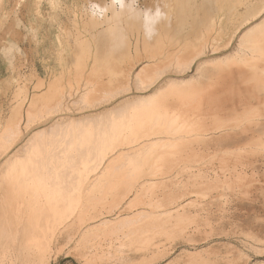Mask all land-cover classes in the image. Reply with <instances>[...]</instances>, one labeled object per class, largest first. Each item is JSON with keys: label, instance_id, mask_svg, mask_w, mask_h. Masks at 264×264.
<instances>
[{"label": "rangeland", "instance_id": "rangeland-1", "mask_svg": "<svg viewBox=\"0 0 264 264\" xmlns=\"http://www.w3.org/2000/svg\"><path fill=\"white\" fill-rule=\"evenodd\" d=\"M239 1H241V3ZM239 1L238 0H227V1L226 0H138L137 6L140 9H148V8L154 9L157 6V4H159L162 7L166 6L165 10L169 14V18H170L169 22L171 25L170 30L172 36L177 38L174 41L171 40L170 42V43L173 42L172 43L174 44L173 47L171 44H169L168 40L165 39V42L163 41L164 43H160V45L162 44L161 46L159 45L157 46L158 48L156 47L158 50L161 49L159 50L158 54L156 49L152 50L156 53V55L160 56L158 61H160L161 59L163 60L164 58L168 57V55H172L169 54L170 52L174 54L178 53V55H180V57L182 58L191 57L190 56L192 55L191 52H195V47L199 46L201 40L204 37L208 36L207 35L208 27L211 25V22L214 21L215 19L218 23V28L220 27V32H216V35H214L213 37L216 39L215 43H217V45H221L220 46L221 49L219 48L218 51L217 50L213 51V49L210 46H208L205 55L197 59L195 63L192 65L190 71L186 72L183 76H179L175 72L164 73L163 75H161L160 79L153 87H151L145 92L143 91L139 92L138 90H136L135 75L138 73L141 74L143 72L141 70L144 68L147 69L148 67H150L149 69L153 70L154 67L157 66L154 63L156 62L157 59L152 60L151 58L148 57H147L148 59L146 57H142V59H140L136 63L134 61H129L128 59H126L124 64H122V67L121 65H118V67H116V69L119 72L118 71L115 72L114 71L115 67L113 70V67L111 66L112 67L111 68L110 65L106 67H102L100 62L97 61L98 58H100L101 60H106L109 57V55H108V50L99 52L97 40L95 41L92 39V34L99 27L94 26L96 20L90 17L88 9L91 3H96L101 6H107L109 8V12L104 17V19L106 20L111 18L112 20H114L115 17L112 16L114 9L113 6L111 5V0H0V130H1L0 136L2 135L5 129L6 131L4 133H10V134L12 133V135L14 134L13 129L15 128L19 129L21 135L19 138L16 139V143L13 146V148H11L13 149V151H17L23 147V145L27 142V140L37 130L41 128L48 129L55 121H62L68 119L78 120L85 118L86 116L89 115L92 116L98 114L107 109L112 110L113 108L115 109L116 107L127 103L128 101L138 100L139 98H142L144 96L151 95L154 92V90H156V88H160L162 86L165 87L166 86L165 84L168 81V79L172 77L179 79L192 77L193 75H195L196 73L195 71L199 66L200 61L203 62L204 60H209L214 58H224L232 54L236 48L239 39L238 37L240 36V34L246 31L250 26L259 23L264 19V13H262V15H260L256 19H253L250 23L244 24V26L241 25L243 24L242 22L244 20L245 15L247 14L246 13L244 15V13L248 12V8L252 9L253 6L255 7V9L261 8L262 6H264V0H239ZM245 3L249 5L247 6ZM104 19L102 20L104 21L105 24L107 23V21H105ZM125 20H130L134 22L135 26L133 27L135 28H137V25H139L140 23L139 19L130 18V16H127V19L125 17L123 21ZM235 20H237L238 23ZM108 21L109 23L111 22L113 24L114 21L116 20H114L113 22L110 20ZM160 25L158 27H160ZM105 26H107V24H105ZM237 27L238 28L240 27L237 33L238 35L236 34V37H234L232 43L228 47H224V45L228 41V38L230 37V35L233 34L234 30L237 29ZM128 30H130V28ZM129 32L131 35H133L131 31ZM157 36L154 38L156 39ZM80 37L81 38L88 37L92 39V43L94 47L91 49V51H89V53L87 52L85 54L84 43L81 42ZM143 37L144 35L142 30V38ZM209 38L212 37L209 36ZM155 39L151 43L152 46H154L155 44ZM165 44L166 45L169 44V45L166 46ZM184 46L185 48H183ZM162 50H164L165 54L163 53ZM85 56L87 57L85 58ZM112 58L115 60L121 59L120 57H116L115 55H111L109 59ZM166 59H164V61H166ZM82 60H83V64H80ZM96 61L98 67L96 66L97 65ZM131 62L134 64H131ZM130 65H133V67ZM161 65L159 66L161 67ZM209 67L212 73H216L218 66L210 65ZM144 71L147 70L144 69ZM224 73L225 72H223V74ZM143 74H145V72L142 73V75ZM125 75L129 76L130 79L129 81L124 79ZM146 75H148V72L144 76ZM223 78L225 77L223 76ZM229 78L230 77H228V80ZM224 81H226L227 84ZM219 84L221 85L219 88H222V86L226 88V86L231 83L230 82L228 83V81L225 78L223 82H220L215 86L213 84L206 90V92H208L209 94L222 91L220 93L226 96V99L222 102V104L212 105L211 109L208 108L209 106L208 104L206 105L203 103L205 105V107H203L204 105L202 104L201 100H199L200 96L196 98L195 95H197V93L195 92L193 93L194 96L190 95L191 97L188 96V98L185 97L179 99V101L178 98L177 100L176 98L173 97L172 98L169 97L170 100L166 98L165 100L166 103L164 101L163 103L167 104L171 108L174 106L173 108L180 109L184 112L187 110L188 113H186L185 116L188 115L189 118L192 117L191 118L192 121L200 122L203 127L201 129V132L205 131V134H211L213 132L215 133L217 132L216 135L222 134V132L226 133V131L223 129H220L221 132L220 130L213 131L210 129L214 128L213 126L230 127V125H231L230 127L231 130H228L230 134L231 132L232 134L241 133L240 130H238L237 128L235 130L232 127H234L241 121L240 120L242 119L241 117L247 118L249 116L248 117L249 122L248 121L247 122L248 124H252V121L255 118H257L264 109V94H263L264 91L262 90L263 92L262 93L257 88L256 90L255 87L251 85L249 86V84L247 85L242 84L248 86L249 92L247 91L245 93L246 103L240 105L242 103L241 102L239 104L242 98L240 94L241 92L238 91L237 95H234L232 97H227L226 91L228 88H230L231 85H229V87L227 86V89L223 88L221 90L218 89L217 87L219 86ZM88 87L90 90H88ZM124 87L126 88L123 89ZM214 87L217 88V91L214 89ZM94 89L96 90L95 92ZM87 90H88V94L90 95L89 96L87 94L90 97L89 99L91 100L93 99L94 102L95 101L97 102L93 103V100L91 101L87 98L88 101L91 102V104H94V107L93 105H91L92 106V107L90 106L91 108L89 107L88 109H80L81 106L76 104V102L80 99L81 94ZM117 91L120 93H118L116 96L108 97L110 92H117ZM92 92L95 95L94 94L92 95ZM250 94L254 96L253 99ZM97 96H99L98 99H96ZM258 98H260L261 100ZM246 100L249 101L247 102ZM58 102H62V109H63L62 111L57 113L45 114L42 117L44 119L39 120L37 113L40 110H45L46 106L53 107ZM205 102H207L206 99ZM197 107L198 108L200 107L201 109H198ZM206 107L209 109V111L207 112L204 110V108ZM256 110L261 112H258L259 113L258 114ZM31 111L32 112L34 111L32 114H34L33 116L35 117L32 118L33 119L36 118L35 119L36 121L34 120L33 124L32 121H30L31 123L28 124L29 122L27 121L28 118L27 115L31 114L28 113ZM203 111L207 114H205ZM254 113L257 114L255 115ZM32 114L29 116H32ZM254 115L255 116L258 115V116L253 119ZM261 115L262 114H260L259 117H261ZM19 118L21 119V122ZM217 118H219L218 120L219 123H216ZM250 118L251 120H249ZM263 118L264 116H262V119ZM256 121L257 120L255 119L253 121V124ZM12 122L17 125L15 127L14 124H12L13 126L12 125L10 126L9 123ZM215 124H217V126ZM207 127L209 128L207 129ZM8 128H10V130ZM256 131L255 130L246 131V133L248 134L242 132L244 133L242 135H248V137L241 136L239 141L237 140L239 138L233 139L232 137L226 136V134H222V136L218 135L220 136L219 139L216 138L214 140L209 139L208 142H203L204 144L201 143L189 144L191 146V149L190 146L188 147V145H185L186 147H184L185 149L187 148L186 150L181 146L183 150L182 149L181 151L179 150L180 154L179 152L176 153V148H175V151L172 154L169 153L166 156L169 158L168 163L166 162L167 160L166 161L164 160V162L163 161L160 162V165L165 167V169L164 168L160 169V171L162 170L161 172H163L162 174L159 175V173L157 172L158 175L157 174L156 175L154 174L153 176L148 175L146 177H142L139 179L140 180L139 186H141L142 183L147 182V180L152 181L153 189L150 190L151 193L149 191V193H144L139 195V197L137 198L138 200L135 198L136 197L135 190L131 192L130 187H128V185H121L120 187L118 186V189L121 190L123 188L122 189L123 191L121 190L119 193V190H116L117 192L115 191V194L112 192L113 198L112 196H110L112 194H109L107 196L109 200H106L107 198L105 200L103 199L105 202L101 200L99 196L100 201L95 206V208L98 207V209L97 208L95 209V211L97 210V212L94 211L92 212L91 215L98 214L100 216L95 219L88 218L84 223L81 224V226H79V228L75 229L74 227L75 230L71 229L72 235L70 236L71 237L70 239L68 238L69 235L65 233L59 235L58 240L55 241L53 244V251L49 258L48 264H186V263L195 264L194 262L197 261H199L202 264L203 260H204V264L205 262L206 264H263L264 263V193H262V191L264 190V183H263L264 176L262 175H264V153H257V154L252 153L253 154L252 156V154H250L251 152L250 150L254 151L256 148L255 146L253 147L249 146L250 143H252V141H254L253 143H255L259 140L258 138H260V136L258 137V135L262 136L263 134L262 133L263 131L262 132L259 131V133H257L258 131L257 132ZM158 137L176 138L172 135H167V134H159ZM250 138L251 139L253 138V140L250 141ZM263 138L264 135L260 139ZM220 139L223 140L221 141ZM246 142H248L249 144ZM243 146L245 149L243 148ZM237 147H239L240 149ZM5 148H6L5 145L3 143L2 144L0 143V149H1L0 172L3 169L4 162L6 160V155L3 152ZM191 150L196 158H193V153L191 152ZM226 150H228L230 154H231L230 151L233 150L232 153L235 152V154L230 155ZM247 150H249V152ZM200 151H203L204 156L202 155V152L199 153ZM239 151L241 153L245 152V156L241 154ZM182 152L186 153V155L182 154L183 158L185 157V159L183 160L184 162L182 160L180 161L182 162V166L180 165V162H178L177 169L174 166L175 169L173 168L174 169L173 170L172 165L176 164V161L175 164L173 163V161L175 160L176 157L180 160L182 157L181 156ZM236 152L237 153L239 152L238 154L239 155L241 154V156L237 155ZM206 153L210 155V158ZM118 154L119 152L113 154L111 158H109L103 166L106 167L107 164ZM176 154L179 155L176 156ZM212 154H216L217 155V156L215 155L216 158L217 157L220 158L219 156L226 155L225 156L226 158H220V159H216L215 157L212 158L211 157ZM188 155L191 156L190 160L192 159V162L194 160L193 163L196 162L195 166L194 164L192 165L186 164L187 160L188 163L190 162ZM201 155H202L201 158L204 157V159H202L204 162L201 160H198L201 161L198 162L196 160L200 158ZM236 155L239 156V158L240 157L244 158L245 160L244 164L246 165V167L244 166L243 163H240L243 166L242 165L238 166L239 165L238 162L240 161V159H238ZM228 156L231 159H232L231 156H233V159L234 160L236 159V162L232 161L233 159L228 160L229 158ZM234 156H236L237 158H234ZM246 156L250 158L246 159ZM171 157H175V158H171ZM206 157H208L210 161L211 160L215 161L214 163L213 161H211L213 165ZM170 159H172V161H170L172 162V165L169 164ZM205 159H207V161H205ZM219 161L223 162L222 165L223 168L225 167L229 168L231 173H233L234 170L236 172L241 171L242 169L246 171L247 175H242L240 176L241 178L238 177L234 181L235 184H237L238 183L237 181H239L240 184L238 183V188L240 189L242 187L240 190L249 192L248 194L247 193L245 194L246 196L241 194L242 196L239 195V197L234 199L235 201L232 200L233 202L226 201V198H222L219 195V193L221 192L220 190H222V187L219 185L217 186L215 184L214 187L217 188L219 187L218 189L220 192L215 189L213 193L206 194L207 197L204 194L202 195V194H197V192L195 193V190L197 191L208 190V188L206 189V187L209 185L205 183L208 181V179H202L204 180V182H202L203 184L201 183L199 185L193 186V182H192L193 180H189V175H188L189 174L188 172L190 170H186V168L187 169L190 168L191 169L190 172L192 173H196V171L198 172L201 169L203 173L205 174L207 173L206 174L207 177H211L212 175H214L213 169H217V170L219 169L221 172V168H218L219 166L221 167V165H219ZM230 161H232L231 163L233 162L234 163L230 165L231 164ZM246 161L249 162L247 163ZM192 162H190V164ZM225 162L227 166L224 167V165H226ZM161 163H163L164 165L165 163L169 164L171 166L170 170L172 169L173 171L172 174L171 173L170 175L168 174L170 170L168 172L166 171L169 169L168 165L164 166ZM235 163L236 165H234ZM178 165H180V169ZM214 165L218 167H215ZM249 165H251V167H249ZM199 166L200 167L205 166V168H200ZM233 166H235L238 169L234 168ZM252 166L254 170L256 169L255 170L256 172L253 171ZM192 168L194 170L195 169L197 170H195L194 172ZM181 169L182 171L184 170L183 173L186 174L181 173L182 172ZM147 170L149 171V169ZM230 171L229 172L227 171L226 174L228 175L229 173L230 175ZM164 172L167 173L169 176L167 174L164 175ZM178 173L179 175H177ZM251 174H253V176H251ZM239 178L242 180L244 179L245 181L243 180L242 182V180L240 181ZM93 179H96V177L92 178L90 180V183L93 181ZM182 179L189 180L191 184L190 182H187L189 183V186L184 188V185L182 186V184L185 183L186 180L183 181ZM199 179L200 178H198V181ZM164 180H166V184H164L165 183ZM169 180L173 181L172 182L173 187ZM162 181H164V183ZM176 181L178 182L177 184L175 183ZM210 181L213 180L210 179ZM154 182L155 184L156 183L157 184L155 185ZM259 183L261 187L260 185H258ZM247 184L249 185L247 186ZM164 185L166 188L164 187ZM167 185H169V187L171 185L170 188H172L170 189L168 187V189H170L169 192L167 189ZM200 185H205L206 187L201 188ZM248 187L250 188L247 189ZM124 189H127L128 192L126 190L124 191ZM178 189L181 190L178 191ZM186 189H188L187 191L191 190L193 192L187 194ZM170 191H172V193ZM124 192H126L127 195H125ZM116 193H118V195ZM121 193L123 194L122 197H121ZM165 193H168V195L171 196L169 197ZM173 193L177 198H179V201H184V203L189 202L190 204L188 207L189 209H187L189 215L188 213H186L187 210L184 211L186 215L184 214L183 211L181 212H183L184 215L183 214L181 215V212L180 213L176 212V198H172L175 197ZM178 193L179 194L186 193V195L182 194L183 196L182 198V196L179 195ZM194 194L202 195V198ZM7 198H8V191L5 187V184L0 180V200L2 201V203H4V205H6L8 202ZM173 199H175V201ZM106 202L110 204H107ZM195 203H197L198 205ZM155 204H157L158 206H156ZM100 209L102 210V212H98V210L101 211ZM3 211L6 210L3 209ZM171 211L174 212L172 213ZM147 214L150 215L152 214L153 217H156L154 221L157 222L161 218L162 221L164 222V220L167 219L165 217L167 215L172 217L169 218L167 216L169 219H174V220L173 221L169 220L168 224L160 227L158 225L160 224L159 222L158 223L155 222V225H154V221L153 223H151L152 222L151 220L154 218L149 217L148 219L146 217L148 223L146 221L145 224L148 225L147 226L144 225L143 227L147 229L149 234L146 231V229H144L143 231V227L142 229L137 230L136 226H134L130 230L127 229L126 233L124 234L117 233L119 236H117V234L115 233H112L113 230L112 228L116 226H111V227L107 226L109 228L104 227L102 229L101 223L103 222V220L117 222L120 219L121 220L123 218L126 219V217L137 219L138 216H145ZM190 214L196 218L195 223H188L187 225L184 224L185 231L178 230L179 226L176 227V219L177 218L181 219L182 223H186V220L188 222V219L191 217ZM183 216L185 217L183 218ZM193 219L190 218V220ZM149 222L151 223L152 226L149 224ZM198 224L200 225L198 226ZM93 225L96 227L90 229V227L91 226L93 227ZM156 225H158L159 227H157ZM180 226L183 225L181 224ZM100 228L101 231L103 230L102 232L99 230ZM155 228H161V229L159 230L158 233L152 234L151 232L150 234V231ZM90 230H92L93 233L94 231H96V233L100 236V238H98L99 236L96 235V233H94L95 235L91 233ZM131 230L132 231L135 230V232H137L131 235L132 236L131 238H133L135 236L134 234H136V237L134 238L137 239V242L135 243V245L130 242L131 248L129 247L127 248V245H129L128 240H130L131 238L130 239H124V238L125 236H127L129 232L130 233L132 232ZM142 231L145 234H148L149 237L144 233H143L144 235H142ZM100 234H102V236ZM85 235L88 238L87 240H89V238L91 240L87 241ZM89 235L90 236L94 235V237L93 236L88 237ZM114 235H116L115 238ZM142 236L143 238H141ZM146 236L148 239L146 238ZM84 237L85 239H83ZM95 237L97 238V240ZM104 238H107V240ZM119 239L120 241L122 240L123 243H125L126 245L123 244L122 242H119L118 241ZM138 239H139V245H138ZM85 240L86 242H84ZM87 242H89V244L90 243L92 244H90L89 246ZM85 243L87 244L86 245L87 247L85 246ZM120 244H123L124 247L122 245V247H120L119 250L117 248L121 246ZM92 245L94 246V248L92 247ZM109 246H111L113 250ZM90 249L92 253L88 252ZM108 249L112 251L110 250L108 251ZM94 252L96 253V257L98 258L97 260H95L96 258L95 259L93 258ZM118 254L121 255L119 256ZM190 256L192 258L194 257V262L188 263V261L190 260L193 261L192 258H190ZM91 257L93 258V260L91 259ZM87 258L89 259V261ZM99 258L100 259L102 258L103 260H100ZM208 260L210 261L207 262Z\"/></svg>", "mask_w": 264, "mask_h": 264}, {"label": "bare ground", "instance_id": "bare-ground-1", "mask_svg": "<svg viewBox=\"0 0 264 264\" xmlns=\"http://www.w3.org/2000/svg\"><path fill=\"white\" fill-rule=\"evenodd\" d=\"M239 2L241 3V1H239ZM235 8H237V7H235ZM113 9H114L113 10L114 14L112 13V16L115 17L114 20H116V21L112 20L111 18L106 19V20L104 19L105 21H107V23H105V24H107V26H105L103 20L95 19L96 22L94 23V26H98L99 28L92 34V39L95 41L97 40L99 52H103L104 50H108V55H109V57L106 60H101L100 58H98L97 61L100 62L102 67H106V66L110 65V67L111 66L113 67V70L115 67L114 71L117 72L118 70L116 69V67H118V65H121V67H122V64H124L126 59H128L129 61H134L135 63L138 62L140 59H142V57H146V58L148 57V58H151L152 60L157 59L156 62H154L155 65H157V66L154 67V65H153V67H154L153 70L149 69L150 67H148L147 69L142 67L147 71H144V69H142V70L140 69L141 71H143L142 73L145 72V74H146L148 72V75L144 76L145 74L142 75V73L141 74L138 73L135 75V77H136V90H138L139 92H142V91L145 92L148 89H150L151 87H153L157 83V81L160 79L161 75H163L164 73L175 72L179 76H183L186 72L190 71L192 65L195 63V61L197 59H199L200 57H203L205 55L206 49L208 46H210L213 49V51H215V50L218 51V49L221 46V45H217V43H215L216 39L213 37L214 35H216V32H220V27L218 28V23L215 19L214 21L211 22V25L208 27V30H207L208 36L204 37L201 40L200 45L195 47V52H191L192 55H190L191 56V57H189L190 59L186 58V57L182 58V57H180V55H178V53L174 54V53L170 52L169 54H172L173 56L168 55V57H166L167 59L164 58V59H166V61H164V59L163 60L161 59L162 62H161V60L158 61L160 56L156 55V53L152 50L156 49L157 54H158L159 50H161V49L158 50L157 46H159L160 43H164L165 39L168 40L169 44H171L172 47L174 44H172L173 42L170 43L171 40L174 41L175 39H177L174 36H172L171 30H170V27H171L170 22L167 21L165 23H162L160 25V27H158L157 38L156 39L153 38L151 41H147L144 37L142 38V30H141L142 27L140 26V23H139V25H137V28L133 27V26H135L134 22H132L130 20L123 21L125 17L127 19V16H129V14L127 12L121 13L118 10H116L115 7H113ZM174 10H176V9H174ZM181 11H183V10H181ZM262 13H264V6H262L261 8H257V9H255L254 6L252 9L248 8V12L244 13V15L246 14L245 17L243 16L244 20L241 18L243 20V22L241 21L243 23L241 25L244 26V24L250 23L253 19H256L260 15H262ZM114 17H112V18H114ZM232 19H233V17H232ZM108 20H110L112 22L114 21V23L113 24L111 22L109 23ZM235 21H237V20H235ZM237 23H238V21H237ZM237 23H236V25H237ZM240 27H242V26H240ZM129 28H130V30H128ZM239 28L237 27V29L234 30L233 34L230 35V37L228 38V41L224 45V47H228L232 43L234 37H236V34L239 31ZM129 31H131L133 33V35H131ZM136 34H138V35H136ZM209 36H211L212 38H209ZM238 38L239 39H238L236 48L232 54H230L224 58H214V59L204 60L203 62L200 61L201 63L199 62V66L197 67V69L195 71L196 73L194 72L195 75H193L192 77L182 78V79L172 77V78L168 79V81L165 84L166 85L165 87L162 86L160 88H156V90H154V92L151 95L144 96L142 98H139L138 100L128 101L127 103L122 104V105L116 107L115 109L113 108L112 110L107 109V110L100 112L98 114H95L92 116L89 115V116H86L85 118L78 119V120L68 119V120H62V121H55L48 129L41 128V129L37 130L27 140V142L23 145V147L17 151H13V149H11V148H13V146L15 145L16 139L20 137V135H21L20 130L16 129V128L13 129L14 134L12 135V133L11 134L10 133H4L6 131V129L4 128L5 129L3 132L4 134L2 133V135L0 136V143L1 144L3 143L6 147L5 150L3 151L6 155V160L4 162V167L0 172V176H1L0 180L5 184V187L8 191V198H7L8 202L6 205H4V203H2V201L0 200V264H48L49 258L52 254V251H53V244L55 241L58 240L59 235H61L62 233L63 234L65 233V234L69 235L68 238L70 239L71 238L70 236L72 235L71 229H74V227H75V229L79 228V226H81V224L84 223L88 218L89 219H95V218H98L100 216L98 214L91 215L92 212H94L96 208L98 209V207L95 208V206L100 201L99 196H100L101 200H103V199L105 200L109 194H112V192L115 194V191L119 190L118 186L120 187L121 185H128V187H130L131 192L135 190V193H136L135 198L136 199L141 194L149 193V191L153 189L152 188L153 182L150 180H147V182L142 183V185L139 186L140 185L139 179L142 177H146L148 175H150V176H153L154 174L156 175L157 172L159 173V175L162 174L163 172H161L162 170L160 171V169L161 168L165 169V167L160 165V162H162V161L164 162V160L165 161L167 160L166 162L168 163L169 158L166 156L169 153L172 154L175 151V148H176V153L179 152V154H180L181 149L183 150V148L186 147L185 145H188V147H189L190 146L189 144H193V143L194 144L195 143L204 144L203 142H208L209 139L210 140H212V139L214 140L215 138L219 139V137L222 136V134H226V136L232 137L233 139L239 138V139H237L239 141L241 136L242 137H244V136L248 137V135H242V134H244L242 132H245V134H248V133H246V131H249V130H255V131L257 130L258 131V132L256 131L257 133H259V131L260 132L263 131L262 132L263 133L262 136H263L264 135V118L262 119V116H264V112H263L264 109L262 111L263 113L261 111L256 110L257 113L261 112L260 114H262V115H261V117H259L260 114L258 113L259 116L257 115L258 116L257 117V116H255L257 113H254L255 114L254 117L252 116L253 119L255 117H257V118H255L257 121L254 124H253V121L255 119L252 121V124H248V122H249L248 117L249 116L248 117L246 116L247 118L241 117L242 119H240V120L242 122L239 120L240 122L238 124L234 121L237 125H235L232 128L235 130L237 128L238 130L241 131V133H235V134L233 133L232 134V132H231V134H230L228 131V130H231L230 124H227V125H230V127H228V126H217V124H215L217 127L213 126L214 128H212L210 130L217 131V130L223 129L226 131V133L222 132V134H218V135H220V136H218V135H216L217 132L215 133L213 131H212L213 133L210 132L211 134H205L204 130H203L204 132H201V129L203 128L201 123L192 121V119H191L192 117L189 118L188 115L185 116L186 113H188L187 110L184 112L180 109L173 108L174 106L171 108L167 104L163 103V101L165 102L166 98H168L169 100L172 97L176 98V100L178 98V101H179V99H182L185 97L188 98V96H190V95L192 96L193 93L195 92V93H197V95H195L196 98H198V96H200L199 100H201L202 104L203 103L206 105L208 104L209 105L208 108L211 109L212 105L222 104V102L226 99V96L220 93L222 91L215 92V93H211L212 92L211 91L210 92L211 94H209L208 92H206V90L210 86H212L213 84L215 86L216 84L223 82V80H225V78L228 81V83L229 82L231 83V84H229V85H231L230 88L227 89V86L229 87V85H227L226 88H224L225 83H226V81H224L225 82L224 86H222V88H219L221 86L219 84V86H217L218 89H221V90L223 88L227 89V91H226L227 97H232L234 95H237L238 91L241 92L240 94H241L242 98H241L239 104L241 102L242 103L240 105H243L246 103L245 102V96H246L245 93L248 91V86H246L247 84H249V86L251 85V86L255 87V89L257 88L261 92H262V90L264 91V19L262 21H260L259 23H256V24L250 26L246 31L241 33ZM80 39H81V42L84 43L85 54L87 52L89 53V51H91V49L94 47L93 43H92V39L88 38V37H83V38L80 37ZM154 39H155V44H154V46H152L151 43L154 41ZM165 45H164V47H165ZM168 45H166V46H168ZM162 47H159V48H162ZM167 48H169V47H167ZM183 48H185V46ZM163 49H165V48H163ZM169 49H171V48H169ZM162 51L164 53V50H162ZM162 51H161V53H162ZM183 54H184V52H183ZM111 55H115L116 57H120L121 59L120 60H115L113 58L109 59ZM166 56H167V54H166ZM184 56H185V54H184ZM86 57L87 56H85V58ZM162 57H164V56H162ZM202 59H205V58H202ZM97 61H96V64H97ZM80 64H83V60L81 61ZM131 64H134V63L131 62ZM158 64L159 65L162 64L161 67ZM210 65L218 66L217 71H216L217 74L211 72L210 67H209ZM77 66H78V64H77ZM96 66L98 67V64ZM130 66L133 67V65H130ZM149 66H151V65H149ZM148 69H149V71H148ZM223 72H225V73L223 74ZM223 76L225 78H223ZM228 77H230L229 80H228ZM124 79H126L128 81L130 80L128 75H125ZM242 84H246V85H242ZM91 86H90V88H91ZM94 88H95V86H94ZM125 88L126 87H124L123 89H125ZM214 89L217 91L216 87H214ZM88 90H90L89 87H88ZM88 90L85 91L84 93H82L80 96V99L76 102V104L81 106L80 109H88L91 105H93V107H94V104H91V102L88 101V99L90 98L89 97L90 95L88 94ZM95 91L96 90L94 89V92ZM118 93H120V92H118V91L117 92H110L108 97L116 96ZM93 94L94 93L92 92V95ZM96 95H98V94H96ZM255 95H256V93H255ZM98 97L99 96H97L96 99H98ZM253 97L254 96H252V99H253ZM205 99L207 100V102H205ZM258 99H260V98H258ZM89 100H91V99H89ZM246 101L248 102L249 100H246ZM95 102H97V101H95ZM95 102L93 100V103H95ZM197 102H199V101H197ZM98 103H100V102H98ZM172 105H174V104H172ZM199 106H201V105H199ZM203 107H205V105ZM208 108L206 107V108H204V110L207 112V111H209ZM198 109H201V108L199 107ZM62 110H63L62 109V102H58L53 107H51V106L47 107L46 106L45 110H40L39 112L37 111L38 112L37 116H38L39 120H43L44 118H42V117L45 114L57 113V112H60ZM260 110H262V109H260ZM33 112L31 111L28 113L32 114ZM244 112H245V110H244ZM31 114H29V115H31ZM189 114H191V113H189ZM205 114H207V113H205ZM241 114H242V112H241ZM29 115H27V117H28L27 121L29 122L28 124L31 123L30 121H32V124H33V122L36 118L35 119L32 118V117H35V116H33L34 114H32V116H29ZM240 116H242V115H240ZM19 120L21 122L20 118H19ZM218 120H219V118H217L216 123H219ZM249 120H251V118ZM37 121H38V119H37ZM237 121H238V119H237ZM245 121L246 122L248 121V122L246 123ZM12 124H14V123L13 122L9 123L10 126ZM16 125L17 124H14V127ZM208 128L209 127H207V129ZM8 129L10 130V128H8ZM220 132H221V130H220ZM159 134L172 135L176 138H173V137H171V138L170 137L159 138L158 137ZM209 135H210V137H209ZM259 136H260V138L262 137L261 135H258V137ZM249 137H251V136H249ZM221 138H223V137H221ZM260 138H258L259 140L257 142L253 143L254 141H252V143H250L249 146H251V147L255 146V148H256L254 151L250 150L251 151L250 154H252V153H254V154L255 153L256 154L257 153H264V138L263 139H260ZM220 140L222 141L223 139H220ZM251 140H253V138L252 139L250 138V141ZM238 141H237V143H238ZM246 143H248V142H246ZM237 148H239V147H237ZM243 148H244V146H243ZM243 148H241V149H243ZM246 148H248V147H246ZM190 149H191V146H190ZM226 151L228 152V150H226ZM232 151H230L231 154H235V152L232 153ZM247 151L249 152V150H247ZM247 151H246V154H247ZM118 152H119V154L117 156H115L107 164L106 167H104L103 165L105 164V162L109 158H111V156L113 154L118 153ZM183 152L181 153L182 157L180 160L177 157L176 158L171 157V158H175V160L173 161L174 164L176 161L175 165H172V162H170V161H172V159L169 160V162H170L169 164L173 166L172 169L174 168V166L177 169V163L180 162L181 160L183 161L185 159V157L183 158V155L184 154L186 155V153H183ZM191 152H192V150H191ZM201 152L203 155V151H200L199 153H201ZM189 153H187V154H189ZM238 153H237V155H239ZM179 154H176V156ZM216 154H212L211 157L212 158L215 157ZM241 154H243L245 156V152L241 153ZM241 154L239 156H241ZM202 155L200 156V158L202 157ZM222 156H219V157L220 158H226L225 157L226 155L223 157ZM236 156H234V158L238 157V159H240V161L237 160V161H239L238 166L242 165L240 163H243V164L245 163V160L243 157L239 158V156H237V157ZM252 156H253V154H252ZM190 157L191 156H189V160H190ZM208 157L210 158V155H208ZM208 157H206V158L208 159ZM231 157L233 159V156H231ZM193 158H196L194 156V153H193ZM200 158H198L196 160L197 161L198 160L203 161L202 159H204V157L201 159ZM220 158L217 157L216 159H220ZM229 158H228V160H232L231 158L230 159ZM248 158H250V157L246 156V159H248ZM207 159H205V161H207ZM201 161H198V162H201ZM211 161H213V160H211ZM211 161H210V163H211ZM232 161L236 162V159L235 160L233 159ZM232 161H230V163ZM251 161H253V160H251ZM186 162H187L186 164H189V165H192V164H194V166L196 165L195 164L196 162L193 163L194 160L192 162V159L190 160V162H192L191 164H190V162L188 163V160ZM214 162L215 161H213V163ZM220 162L221 161H219V165H221V167L220 166L218 167L216 165H214V166L221 168V172L219 169H218L219 171L217 169H213L214 175H212L211 177H207V175H206L207 173L206 174L203 173L202 170L200 169V168H205V166L204 167L199 166L200 171H198V172L196 171V173L190 172L191 171L190 168L187 169L186 167H183V168H186V170H190L189 172L188 171H186V172L189 173L188 174L189 180H193L192 181L193 186L199 185L202 182H204V180H202V179H208V181L205 183L208 184L209 186L206 187L205 185H200L201 188L206 187V189L208 188V190H205V189H204L205 191L195 190V193L197 192V194H202V195L204 194L206 196V194H208V193H213L215 191V189L217 191H219V189H218L219 187L218 188L214 187V184H215L217 186L219 185L222 187V190H220L221 192L219 191L220 192L219 195L222 198H226V201H229V202L232 200L235 201L234 199L239 197V195H241V194H243V195H245L246 193L248 194L249 192L240 190L242 187L240 189L238 188L239 181H237L238 182L237 184H235V182H234L236 178H238L242 175H247L246 171L244 169H242V170L240 169L241 171L236 172L234 170V172L231 173L230 169L225 167V166H227V164H226L227 159L225 162L226 165H224L225 168H223V166H222L223 162H221V164H220ZM233 163H231L230 165H232ZM161 164H163V163H161ZM169 164L165 163V165L166 166L168 165V167H169V169L167 168L168 170H166L167 172L171 168V166ZM197 164H199V163H197ZM206 164H207V162H206ZM180 165L182 166V162H180ZM180 165H178L179 169H180ZM234 165H236V163ZM244 166L246 167L245 164H244ZM253 166H252V169H253V171H255L256 169L254 170ZM228 167H231V166H228ZM233 167L236 168L235 166H233ZM249 167H251V165H249ZM147 169H149V171ZM172 169L170 170L171 172L169 171V173H168L169 175H170V173L172 174V172H173ZM182 169H181V171H182ZM236 169H238V168H236ZM195 170H197V169H195ZM195 170H194V172H195ZM227 171L228 172L230 171V175H229V173H228V175L226 174ZM178 172H180V171H178ZM183 172H184V170L181 173H183ZM209 173H210V171H209ZM165 174H167V173L164 172V175ZM183 174H186V173H183ZM177 175H179V173ZM251 176H253V174H251ZM262 176H264V175H262ZM94 177H96V179H93V181L90 183V180ZM161 177H162V175H161ZM174 177H177V176H174ZM243 177H245V176H243ZM198 178H200L199 181H198ZM240 178H239V180L241 181L242 179H240ZM210 179L213 181H210ZM184 180H186V179H184ZM189 180H186V182L182 184V186L184 185V188L189 186V183H187V182H190ZM243 180H242V182H243ZM164 181H165V183H164ZM164 181H162V182L164 184H166V180H164ZM246 181H247V179H246ZM172 182L173 181H170V183L173 187ZM230 182H232V183H230ZM175 183L177 184L178 182L176 181ZM263 183H264V181H263ZM144 184H146V185H144ZM154 184H155V182H154ZM190 184H191V182H190ZM171 185H170V187H171ZM248 185L249 184H247V186ZM258 185H260V183ZM116 187H117V189H116ZM164 187H165V185H164ZM168 187H169V185H167V189H168ZM260 187H261V185H260ZM249 188L250 187H248L247 189H249ZM170 189H172V188H170ZM170 189H168V192ZM245 189H246V187H245ZM121 190H119V193ZM125 190L127 191V189H124V191ZM180 190L178 189V191H180ZM187 190L188 189H186V191ZM262 190H263V188H262ZM263 191H262V193H264ZM170 192L172 193V191H170ZM191 192H193V191H191V190L187 191V194H189ZM150 193H151V191H150ZM116 194L118 195V193H116ZM124 194L127 195L126 192H124ZM165 194H167V196H169V197L171 196V195H168V193H165ZM182 194L180 193L179 195L182 196ZM197 194H194V195H197ZM173 195H174V193H173ZM183 195H186V193ZM202 195H197V196L202 198ZM110 196H112V198H113V194ZM122 196H123V194L121 193V197ZM252 196H253V193H252ZM115 197H116V195H115ZM172 198H176V212L180 213L181 211L184 212L187 209H189L188 208L190 205L189 202L184 203V201H179V198H177L176 196L172 197ZM182 198H183V196H182ZM218 198H216V199H218ZM106 200H109V198H107ZM173 200L175 201V199H173ZM107 204H110V203H107ZM195 204H197V203H195ZM155 205L158 206L157 204H155ZM102 206H104V205H102ZM3 209H5L6 211H3ZM95 212H97V210ZM98 212H102V210L101 211L98 210ZM183 212H181V215L183 214ZM186 213H188V210ZM184 214H185V212H184ZM188 215H189V213H188ZM167 216H165L167 219H165L164 222L162 221V218L159 219L158 222L160 224H158V225L160 227L168 224L169 220H172V221L174 220V219H169V218H172L171 216H168L169 218ZM138 217H137V219L126 217V219L123 218L122 220L120 219L117 222H111L109 220H106V221L103 220V222L101 223L102 229L104 227H107V226H110V227L116 226V227L112 228L113 229L112 233H115V234L123 233L124 234V233H126L127 229L130 230L134 226H136L137 230L142 229V227L144 225H146L145 224V222L147 221L146 217L148 219H149V217L154 218V219L151 218L152 219L151 223H153V221L156 218V217H153L152 214L151 215L147 214L145 216H138ZM184 217L185 216H183V218ZM190 218H192V219L194 218L193 219L194 221L190 220ZM190 218L188 219V222L186 220L187 218L183 219V220H186V223H182L181 219L177 218L176 219V227L179 226V229L178 228L177 229L185 231L184 224L187 225L188 223H195L196 218L193 217L192 215ZM155 222H157V221H154V225H155ZM147 223H148V221H147ZM151 223L149 222L150 225H151ZM181 224L183 226H180ZM158 225H156V226L159 227ZM172 225H174V224H172ZM199 225L200 224H198V226ZM156 226H154V227H156ZM95 227L96 226L93 225V227L91 226L90 229L95 228ZM98 227H99V225H98ZM98 227H97V229H98ZM107 228H109V227H107ZM144 229H146V228L143 227V231H144ZM160 229L161 228L152 229L150 231V234H151V232H152V234L158 233ZM99 230L101 231V228ZM90 231H91V233H93L92 230H90ZM143 231H142V235L145 234ZM146 231H147V229H146ZM94 233H96V231H94ZM133 233H137V232H135V230H133L131 233L129 232L127 234V236H125L124 239H130L132 237L131 235ZM148 234H149V232H148ZM148 234H145V235H148ZM94 235H91V236L89 235L88 237H92V236L94 237ZM96 235H98V234L96 233ZM100 235L102 236V234H100ZM134 235L133 236L136 237V234H134ZM103 236H106V235H103ZM115 236L116 235H114V238H115ZM117 236H119V235L117 234ZM134 237L131 238L130 240H128L129 245H127V248L128 247L131 248L130 242L134 245L137 242V239H135ZM148 237H149V235H148ZM98 238H100V236ZM141 238H143V236ZM146 238H147V236H146ZM83 239H85V237ZM87 239L88 238L86 236V240ZM104 239L107 240V238H104ZM139 239H138V245H139ZM147 239H145V240H147ZM86 240L84 242H86ZM90 240L91 239L89 238V240H87V241H90ZM96 240H97V238H96ZM116 241H115V243H116ZM118 241L123 243V241L122 240L120 241V239ZM125 242H126V240H125ZM87 243L89 246H90V244H92V243L89 244V242H87ZM100 243H103V242H100ZM110 243H112V242H110ZM123 244H125V243H123ZM123 244H120L121 246H119L118 248L116 247V248L119 249L120 247H122ZM86 245L87 244L85 243V246ZM92 247L94 248L93 245H92ZM100 247H101V245H100ZM109 247L111 248V246H109ZM123 247H124V245H123ZM132 247H134V246H132ZM109 250L110 249H108V251ZM112 250H110V251H112ZM84 252H85V250H84ZM88 252L92 253L91 249ZM95 252H97V251H95ZM95 252L93 253V255L95 256V257L93 256V258L94 259L96 258L95 260H97L98 258L96 257ZM57 253H58V251H57ZM80 253H82V252H80ZM109 254H110V252H109ZM121 254H123V253H121ZM84 256H85V254H84ZM93 258L91 257L92 260H93ZM103 258H106V257H103ZM190 258H192V257L190 256ZM100 260H103V259L101 258ZM192 260L193 261H191V260L188 261V263L194 262V257L192 258ZM88 261H89V259H88ZM209 261L210 260H208L207 262H209ZM197 262H198V264L200 263L199 261H197ZM197 262H194V263L197 264ZM202 262H203L202 264H204V260ZM205 264H206V262H205Z\"/></svg>", "mask_w": 264, "mask_h": 264}, {"label": "clouds", "instance_id": "clouds-1", "mask_svg": "<svg viewBox=\"0 0 264 264\" xmlns=\"http://www.w3.org/2000/svg\"><path fill=\"white\" fill-rule=\"evenodd\" d=\"M111 5L121 13L127 12L130 18L139 19L144 38L147 41H151L158 35V26L162 22H167L170 19L165 10L166 6L162 7L159 4L154 9H140L137 6L138 0H111ZM88 11L91 18L102 20L108 14L109 8L91 3Z\"/></svg>", "mask_w": 264, "mask_h": 264}]
</instances>
